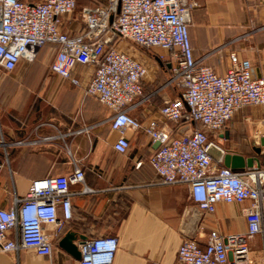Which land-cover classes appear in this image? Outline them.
Segmentation results:
<instances>
[{
    "label": "built area",
    "instance_id": "2783aa9c",
    "mask_svg": "<svg viewBox=\"0 0 264 264\" xmlns=\"http://www.w3.org/2000/svg\"><path fill=\"white\" fill-rule=\"evenodd\" d=\"M197 4L196 0H89L79 7L78 0H0V68L10 71L22 59H35L47 43L56 44L49 70L112 110L111 124L119 132L113 144L116 151L129 150L128 128L141 130L158 143L150 157L158 183H186L193 200L207 213H214L220 201L245 203V232L211 229L205 246L185 238L178 249L179 260L183 264H264V252L254 256L251 245L257 236L264 242V164L254 162L243 170L225 165L224 150L211 137L220 134L235 112L249 105L264 107V77L255 76L251 60L235 50L229 51L224 74L206 62V55L195 57L189 27ZM67 16L81 21L84 29L63 30ZM117 39L165 50L160 58L170 64L171 75L156 92L177 85L180 94L165 101L159 118L139 120L134 115L152 96L144 94L143 86L149 69L114 45ZM81 66L94 67L85 84L79 76ZM195 121L204 128L195 126ZM169 123H187L188 128L181 131ZM63 136L27 137L15 143L37 145ZM5 165L0 161V173ZM84 181L77 160L68 173L31 180L25 195L16 196L9 209L0 208V250L18 253L32 248L50 255L54 237L63 233L72 216L71 185ZM49 225L53 232L47 230ZM118 248L116 235L87 238L79 243V263L113 264Z\"/></svg>",
    "mask_w": 264,
    "mask_h": 264
},
{
    "label": "crops",
    "instance_id": "0c3cea01",
    "mask_svg": "<svg viewBox=\"0 0 264 264\" xmlns=\"http://www.w3.org/2000/svg\"><path fill=\"white\" fill-rule=\"evenodd\" d=\"M196 2L189 27L195 57L206 55V62L224 74L229 51L235 50L251 60L255 76L264 77V0ZM72 19L65 17L61 28L69 33L84 29L81 21ZM113 44L149 69L143 86L145 95L152 96L134 115L139 120L159 118L165 101L180 94L177 85L156 92L171 75L170 64L160 58L165 50L125 39ZM56 49L46 44L32 61L22 59L10 71L0 68V161H6L0 173V208L9 209L16 196L25 195L31 180L70 172L73 160L84 170L85 181L71 185L72 216L63 233L54 237L50 255L32 248L18 253L0 250V264H80V258L59 244L68 230L87 238L116 235L119 248L113 264H183L178 258L183 239L193 238L205 246L211 229L224 233L247 230L245 203L220 201L214 213H207L193 200L186 183H158L159 175L149 161L157 145L145 132L128 128L129 150L116 151L113 144L119 132L111 124L112 110L85 95L81 86L49 70ZM93 71V66L79 67L84 84ZM169 126L181 131L188 128L187 123ZM60 133L64 136L37 145L15 143ZM211 137L225 154L256 155L255 162L264 164V107L249 105L235 112L220 134ZM257 146L261 152L254 149ZM46 228L54 230L51 225ZM251 245L258 255L264 252L262 236L255 237Z\"/></svg>",
    "mask_w": 264,
    "mask_h": 264
},
{
    "label": "water",
    "instance_id": "95a60500",
    "mask_svg": "<svg viewBox=\"0 0 264 264\" xmlns=\"http://www.w3.org/2000/svg\"><path fill=\"white\" fill-rule=\"evenodd\" d=\"M158 146V143H156ZM257 152H261V147H254ZM255 162L254 157H245L239 153H226L224 155V164L230 166L235 170H243L248 166H252ZM87 239L86 235L78 234L74 230H68L61 237L59 244L66 251L71 253L73 256L77 258H81V252L79 249V243L83 240Z\"/></svg>",
    "mask_w": 264,
    "mask_h": 264
},
{
    "label": "trees",
    "instance_id": "16d2710c",
    "mask_svg": "<svg viewBox=\"0 0 264 264\" xmlns=\"http://www.w3.org/2000/svg\"><path fill=\"white\" fill-rule=\"evenodd\" d=\"M78 5H79V7H81V5H82L81 0H78ZM193 10H194V9H193ZM78 21H79V20H78ZM47 44H52V43H47ZM54 45L57 47L56 44H54ZM144 94H145V91H144ZM194 125H195V126H199V127H201V128H204L203 125H202V123H200V122H198V121H195V122H194ZM155 150H156V149H155ZM155 150L152 152V154L155 152ZM152 154H151V155H152ZM151 155H150V157H151ZM253 155H255V154H253ZM254 158L257 159L256 155L254 156ZM149 161H150V158H149Z\"/></svg>",
    "mask_w": 264,
    "mask_h": 264
},
{
    "label": "rangeland",
    "instance_id": "374dc122",
    "mask_svg": "<svg viewBox=\"0 0 264 264\" xmlns=\"http://www.w3.org/2000/svg\"><path fill=\"white\" fill-rule=\"evenodd\" d=\"M261 158H262V159H264V156L262 155V157H261ZM255 248H256V247H255V246H253V249H255ZM253 255H258L256 250L253 252Z\"/></svg>",
    "mask_w": 264,
    "mask_h": 264
},
{
    "label": "bare ground",
    "instance_id": "6f19581e",
    "mask_svg": "<svg viewBox=\"0 0 264 264\" xmlns=\"http://www.w3.org/2000/svg\"><path fill=\"white\" fill-rule=\"evenodd\" d=\"M213 151H216V149H215V148H213Z\"/></svg>",
    "mask_w": 264,
    "mask_h": 264
}]
</instances>
